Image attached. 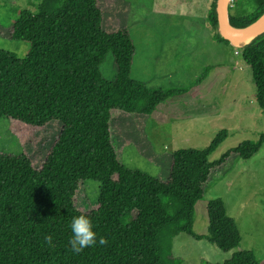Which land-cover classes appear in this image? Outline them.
<instances>
[{"label":"trees","instance_id":"1","mask_svg":"<svg viewBox=\"0 0 264 264\" xmlns=\"http://www.w3.org/2000/svg\"><path fill=\"white\" fill-rule=\"evenodd\" d=\"M215 3L207 21L217 30ZM263 12L264 0L227 4L232 27ZM16 13L10 40L29 47L22 58L0 48V118L37 128L58 121L61 128L38 168L23 152L0 154V264H183L172 251L179 233L223 252L234 250L222 263L205 264H259L252 251L237 249L241 237L221 198L207 202L205 234L193 231V221L211 173L230 156H253L264 133L215 161L209 156L225 130L205 148L174 150L164 180L130 169L119 162L112 144L111 112L150 116L159 103L184 91L153 90L131 77L135 46L129 30H105L97 0H38L34 11ZM213 39L229 44L218 32ZM107 55L115 68L111 80L101 73ZM240 56L264 116V33L243 44ZM87 180L98 182L96 207L81 211L74 199L79 182ZM82 213L92 221L97 243L73 253L71 220ZM48 234L54 247L44 242ZM101 236L107 244H99Z\"/></svg>","mask_w":264,"mask_h":264},{"label":"rangeland","instance_id":"2","mask_svg":"<svg viewBox=\"0 0 264 264\" xmlns=\"http://www.w3.org/2000/svg\"><path fill=\"white\" fill-rule=\"evenodd\" d=\"M103 27H127L135 46L131 77L157 91L183 90L166 98L150 116L111 112V141L119 162L160 180L167 178L170 154L177 149L208 146L220 130L227 135L210 154L218 160L226 151L264 133V116L254 98L251 72L240 47L213 39L217 32L205 21L214 0H97ZM229 2H231L229 0ZM38 0H0V48L22 58L28 43L10 40L17 10L34 11ZM238 53L235 54L234 52ZM209 67L206 74L205 68ZM107 55L101 73L114 77ZM61 128L50 121L37 128L0 118V154L25 153L38 168ZM98 182H79L75 205L81 211L96 207ZM221 198L233 218L241 241L264 264V143L249 159L230 156L204 184L195 204L193 231H207L206 205ZM236 250V249H235ZM172 251L183 264L222 263L234 250L223 252L206 240L179 233Z\"/></svg>","mask_w":264,"mask_h":264},{"label":"water","instance_id":"3","mask_svg":"<svg viewBox=\"0 0 264 264\" xmlns=\"http://www.w3.org/2000/svg\"><path fill=\"white\" fill-rule=\"evenodd\" d=\"M229 0H216L215 12L218 34L229 43L241 47L264 33V12L253 22L243 27H232L228 23L227 4Z\"/></svg>","mask_w":264,"mask_h":264},{"label":"clouds","instance_id":"4","mask_svg":"<svg viewBox=\"0 0 264 264\" xmlns=\"http://www.w3.org/2000/svg\"><path fill=\"white\" fill-rule=\"evenodd\" d=\"M70 228L72 236L68 244L73 253H80L85 248L91 247L97 243V234L93 230L92 221L86 214L82 213L78 216H74L71 220ZM44 242L52 247L55 246L51 234L44 237ZM107 243L108 241L105 237L101 236L99 238L100 245H105Z\"/></svg>","mask_w":264,"mask_h":264},{"label":"crops","instance_id":"5","mask_svg":"<svg viewBox=\"0 0 264 264\" xmlns=\"http://www.w3.org/2000/svg\"><path fill=\"white\" fill-rule=\"evenodd\" d=\"M209 9H210V7H209ZM209 9H208V10H209ZM207 13H208V11H207ZM205 21H206V22H208V21H207V16H206V19H205ZM218 42H219V41H218ZM220 43H221V42H220Z\"/></svg>","mask_w":264,"mask_h":264},{"label":"built area","instance_id":"6","mask_svg":"<svg viewBox=\"0 0 264 264\" xmlns=\"http://www.w3.org/2000/svg\"><path fill=\"white\" fill-rule=\"evenodd\" d=\"M230 1H231V0H230ZM234 53H235V54H237L238 52H237V51H235Z\"/></svg>","mask_w":264,"mask_h":264}]
</instances>
